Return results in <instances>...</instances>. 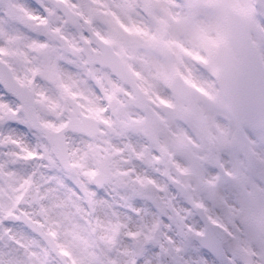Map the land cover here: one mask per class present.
Returning <instances> with one entry per match:
<instances>
[{
  "label": "snow or ice",
  "instance_id": "snow-or-ice-1",
  "mask_svg": "<svg viewBox=\"0 0 264 264\" xmlns=\"http://www.w3.org/2000/svg\"><path fill=\"white\" fill-rule=\"evenodd\" d=\"M0 264H264V0H0Z\"/></svg>",
  "mask_w": 264,
  "mask_h": 264
}]
</instances>
